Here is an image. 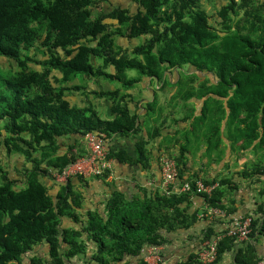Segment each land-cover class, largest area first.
<instances>
[{
	"label": "trees",
	"instance_id": "16d2710c",
	"mask_svg": "<svg viewBox=\"0 0 264 264\" xmlns=\"http://www.w3.org/2000/svg\"><path fill=\"white\" fill-rule=\"evenodd\" d=\"M100 1L0 0V146L5 155L22 158L15 175L0 158V264H21L22 256L44 241L47 257L32 256L34 264L84 256L88 242L96 252L83 264H125L124 257L161 243L162 229L186 228L198 219V211L189 209L193 195L203 198L204 211H232L218 187L210 195L144 193L130 200L114 192L105 217L88 210L80 221V192L71 178L58 182L53 172L88 153V133L106 144L113 134L137 130L127 90L142 76L160 79L165 70L187 67L192 73L180 84L188 96L204 97L196 122L206 121L218 133L225 118L227 133L242 141V149L264 148V0H225L211 13L204 6L209 0H132L135 10L123 2L104 9ZM118 37L137 41L123 48ZM131 70L134 75H128ZM197 72L211 73L215 81L198 82ZM100 80L115 86L103 88ZM89 81L98 82V89H90ZM79 91L84 100L73 103L69 97ZM90 96L108 101L109 117ZM107 150L121 161V153ZM175 162L181 179L180 161ZM54 184L58 189L52 193ZM248 216V239L222 238L216 260L239 241L237 263L259 264L250 240L264 237V217ZM64 217L82 225L60 229ZM222 222L215 216L202 242L224 232L216 229ZM136 264L148 263L141 258ZM180 264L201 263L193 254Z\"/></svg>",
	"mask_w": 264,
	"mask_h": 264
},
{
	"label": "crops",
	"instance_id": "0c3cea01",
	"mask_svg": "<svg viewBox=\"0 0 264 264\" xmlns=\"http://www.w3.org/2000/svg\"><path fill=\"white\" fill-rule=\"evenodd\" d=\"M119 2L129 6L131 10L137 8L132 0H104V7L110 9ZM225 0H209L204 3L208 9L219 7ZM210 5V7L208 6ZM118 43L123 48L132 47L136 39L130 40L118 37ZM192 73L186 69L165 70L160 79L142 76L137 83L127 90L129 95L128 107L131 113L136 114L137 130L128 134H113L107 141V148L112 152L121 153V161L112 158V173L110 176H88L83 178L71 177L75 190L81 194L82 214L80 221L85 222L88 210H96L105 215L107 200L114 192H120L125 199L130 200L135 196H155L167 193L160 175V158L169 156L178 158L182 169V178H177L174 187L179 186L188 177H198L213 181L215 187L224 191L222 202L230 213L225 212L222 223H217L216 229L229 227L233 218L248 216L250 214L264 217V148L253 150V145L242 149V141L233 139L226 131V119L220 122L218 133H212L208 122H196V117L201 113L204 97L188 96L186 86L180 84L185 75ZM198 82L209 79L215 81L213 75L207 72H197ZM103 88H113L114 83L99 81ZM90 89H98V82L89 81ZM78 92H74L69 99L80 102ZM96 109L103 117H109V104L104 98L90 96ZM143 144L141 150L138 145ZM140 151V152H139ZM141 154V155H140ZM141 156V157H140ZM137 157L141 161H137ZM147 158V160H146ZM145 164V165H144ZM252 172L250 175L245 172ZM222 180L223 184H219ZM57 185H53L51 192L55 193ZM190 211H198V219L186 228L167 231L161 230L162 242L158 245L145 246L137 256H126L122 262L136 264L141 258L147 262H154L155 256L160 258L159 264H180L191 255L198 254L204 230L215 216L205 215L204 200L199 195L191 197ZM202 214V216H201ZM82 223L64 217L60 229L79 228ZM239 242V241H238ZM226 250L221 258L215 259L212 264H238L236 254L240 243ZM256 252L264 258V237L250 240ZM64 244L62 250L66 247ZM150 247H156V249ZM48 244L42 242L33 250L22 256L21 264H34L32 256L47 257ZM96 252V246L88 242L85 257H73L64 264H83V260ZM149 252L151 255L148 256ZM148 258V259H147ZM259 263V262H258ZM43 264H50L44 262Z\"/></svg>",
	"mask_w": 264,
	"mask_h": 264
},
{
	"label": "built area",
	"instance_id": "2783aa9c",
	"mask_svg": "<svg viewBox=\"0 0 264 264\" xmlns=\"http://www.w3.org/2000/svg\"><path fill=\"white\" fill-rule=\"evenodd\" d=\"M86 144L89 149L86 155L80 156L74 162L66 166L61 172H53V177L58 182H64L68 178L75 175H81L83 177L88 176H103L107 174L110 176L112 173V158L108 155L106 144L99 140L92 133H88L85 136ZM160 175L162 178V184L164 185L166 192H191L199 194L210 195L215 187V184L206 183L201 178H196L192 183L183 181L179 186L174 187V183L178 178V168L173 158L169 156H162L160 158ZM205 215L213 217L214 215L225 216V212L219 208H208ZM202 216V214H201ZM229 227L224 232L217 234L211 239L204 241L197 256L201 264H212L217 257V243L224 237L233 236L239 241L248 239L250 233L251 217L243 216L233 218ZM156 249V247H150V249ZM151 255L149 252L148 256ZM154 262H147L148 264H159L160 258L155 256ZM148 259V258H147ZM259 264H264V258L259 260Z\"/></svg>",
	"mask_w": 264,
	"mask_h": 264
},
{
	"label": "rangeland",
	"instance_id": "374dc122",
	"mask_svg": "<svg viewBox=\"0 0 264 264\" xmlns=\"http://www.w3.org/2000/svg\"><path fill=\"white\" fill-rule=\"evenodd\" d=\"M117 0H112L113 3H115ZM101 2V1H100ZM104 0L101 2V7L106 9V6L104 7ZM210 7V5H208ZM211 9H209V12L211 13ZM94 17V15H92V18ZM130 48V46H129ZM184 68V67H183ZM187 68V67H186ZM184 68V69H186ZM135 74V71L131 70V71H128V75H134ZM103 81H107V80H103ZM78 96L81 98V100H84V96L80 93V91L78 92ZM78 97V98H79ZM0 158H1V161H2V164H3V167L8 170L12 175H15L16 171L15 169H19L18 164H17V161L18 160H22L21 157L19 156H7L3 153V150L0 146Z\"/></svg>",
	"mask_w": 264,
	"mask_h": 264
}]
</instances>
